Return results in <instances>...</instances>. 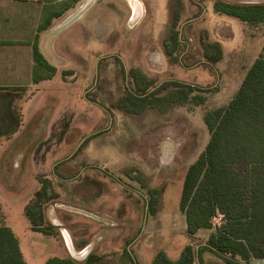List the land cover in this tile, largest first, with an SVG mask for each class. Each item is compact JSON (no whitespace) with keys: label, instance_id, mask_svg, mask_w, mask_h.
Wrapping results in <instances>:
<instances>
[{"label":"rangeland","instance_id":"374dc122","mask_svg":"<svg viewBox=\"0 0 264 264\" xmlns=\"http://www.w3.org/2000/svg\"><path fill=\"white\" fill-rule=\"evenodd\" d=\"M215 1L252 0H83L76 9L89 8L63 30L69 67L43 92L7 89L22 124L0 141V225L14 232L27 264L90 256L96 264L177 263L187 245L192 264L208 256L209 232L223 217L187 235L185 175L210 138L205 113L230 102L264 53V24L245 34L212 5L206 15ZM138 3L143 13L133 20ZM215 41L221 56L211 59L220 53ZM150 82L146 95L180 82L202 89L206 102L173 104L170 93L144 109L126 103ZM51 225L50 235L35 229Z\"/></svg>","mask_w":264,"mask_h":264},{"label":"trees","instance_id":"16d2710c","mask_svg":"<svg viewBox=\"0 0 264 264\" xmlns=\"http://www.w3.org/2000/svg\"><path fill=\"white\" fill-rule=\"evenodd\" d=\"M79 1L81 0H72L73 3ZM214 10L246 25L264 23V5L215 1ZM214 45L220 53L216 57L208 56L218 59L221 56V46L218 43ZM35 57L38 62L43 61L39 51L35 52ZM153 86L152 82L147 85L144 83L138 92H131L126 97V103L138 104L144 109L153 105L155 99L166 100L170 93L178 95L169 100L173 104L198 100L196 103L203 105L206 102V97L200 92L203 90L187 83H169L166 86L170 90L162 92L164 88H159L146 95ZM7 96V89L0 88V141L11 137L22 124L21 117L13 113ZM3 99L6 104L1 102ZM204 121L210 138L197 160L187 169L180 200L187 231L194 235L199 229L212 228V219L221 215L222 224L209 239L211 247L204 249L216 253L228 262L235 261L237 257L245 261L251 257L264 258L263 54L249 68L231 101L227 105L208 110ZM39 194L41 192L37 195ZM30 210L28 211L31 213ZM33 220L35 221L34 218ZM35 229L50 235L55 226ZM184 257L180 262L168 261L165 264H192L191 246L185 249ZM0 264H27L14 232L2 225ZM46 264H96V259L90 256L84 262H78L72 258L54 257Z\"/></svg>","mask_w":264,"mask_h":264},{"label":"crops","instance_id":"0c3cea01","mask_svg":"<svg viewBox=\"0 0 264 264\" xmlns=\"http://www.w3.org/2000/svg\"><path fill=\"white\" fill-rule=\"evenodd\" d=\"M82 1L73 3L72 0H0L1 89L25 88L29 91H37V93L40 91L43 92L48 85L57 79L61 68L69 67L67 60H63L64 62H62V55L64 54L62 48L65 49V45L69 43V40L64 37L63 33L69 29L68 27L72 25L75 18L80 17L89 8L90 3L84 2L77 10L76 8ZM263 1H239L235 2V4L259 5ZM211 5L216 14L236 19L216 12L214 10V4L212 3L209 7L207 6L206 15ZM131 9L138 13L137 16L143 13L139 3L133 4ZM236 20L239 21L238 19ZM239 22L245 34H254L250 32L252 25H246L241 21ZM229 33L231 37L232 33L230 30ZM257 33L258 35H261V33L264 35V30ZM215 42L221 45L219 41ZM36 51H39L42 56L43 61L41 63L35 57ZM262 54L264 55V53ZM24 153L25 151L17 153V156L18 154L25 155ZM12 162H10V165H12ZM23 170L25 171L24 166ZM185 225L188 235L186 218ZM210 230L211 228L199 229L196 233ZM214 233L216 232H209L207 244L204 247H211L209 239ZM206 251H208V256H202L204 258L200 261V264H264V258L254 257H251L248 261L237 257L235 261L230 260L228 262V260L219 257L216 253L209 250ZM214 257L222 259L224 262H218Z\"/></svg>","mask_w":264,"mask_h":264},{"label":"bare ground","instance_id":"6f19581e","mask_svg":"<svg viewBox=\"0 0 264 264\" xmlns=\"http://www.w3.org/2000/svg\"><path fill=\"white\" fill-rule=\"evenodd\" d=\"M136 18H137V17H135V15L132 16V19H133V20H135ZM53 31H54V30H53ZM51 33H52V32H51ZM72 253H73L74 256H76L74 252H72ZM76 257H77V256H76Z\"/></svg>","mask_w":264,"mask_h":264},{"label":"flooded vegetation","instance_id":"af4514ba","mask_svg":"<svg viewBox=\"0 0 264 264\" xmlns=\"http://www.w3.org/2000/svg\"><path fill=\"white\" fill-rule=\"evenodd\" d=\"M132 3V2H131ZM135 15V17H137V12H134L133 14H132V16H134Z\"/></svg>","mask_w":264,"mask_h":264},{"label":"built area","instance_id":"2783aa9c","mask_svg":"<svg viewBox=\"0 0 264 264\" xmlns=\"http://www.w3.org/2000/svg\"><path fill=\"white\" fill-rule=\"evenodd\" d=\"M71 250H72V252H74L76 254V251L74 249H71Z\"/></svg>","mask_w":264,"mask_h":264}]
</instances>
